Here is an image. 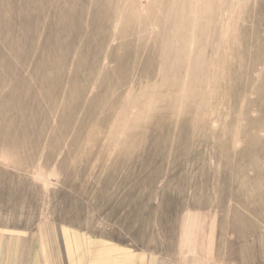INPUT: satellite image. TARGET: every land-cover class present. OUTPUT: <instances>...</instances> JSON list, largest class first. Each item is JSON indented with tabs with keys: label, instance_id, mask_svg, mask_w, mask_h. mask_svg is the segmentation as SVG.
I'll return each instance as SVG.
<instances>
[{
	"label": "rangeland",
	"instance_id": "rangeland-1",
	"mask_svg": "<svg viewBox=\"0 0 264 264\" xmlns=\"http://www.w3.org/2000/svg\"><path fill=\"white\" fill-rule=\"evenodd\" d=\"M264 264V0H0V264Z\"/></svg>",
	"mask_w": 264,
	"mask_h": 264
},
{
	"label": "crops",
	"instance_id": "crops-1",
	"mask_svg": "<svg viewBox=\"0 0 264 264\" xmlns=\"http://www.w3.org/2000/svg\"><path fill=\"white\" fill-rule=\"evenodd\" d=\"M168 264H171L170 262H168Z\"/></svg>",
	"mask_w": 264,
	"mask_h": 264
}]
</instances>
